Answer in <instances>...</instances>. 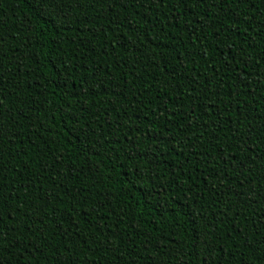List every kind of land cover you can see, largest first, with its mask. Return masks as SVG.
<instances>
[{
	"label": "trees",
	"instance_id": "16d2710c",
	"mask_svg": "<svg viewBox=\"0 0 264 264\" xmlns=\"http://www.w3.org/2000/svg\"><path fill=\"white\" fill-rule=\"evenodd\" d=\"M0 264H264V0H0Z\"/></svg>",
	"mask_w": 264,
	"mask_h": 264
}]
</instances>
